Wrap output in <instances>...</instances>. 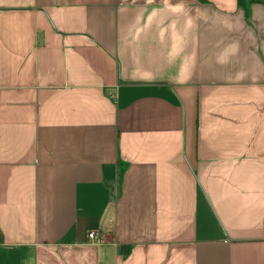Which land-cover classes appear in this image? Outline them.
<instances>
[{
  "label": "crops",
  "instance_id": "crops-1",
  "mask_svg": "<svg viewBox=\"0 0 264 264\" xmlns=\"http://www.w3.org/2000/svg\"><path fill=\"white\" fill-rule=\"evenodd\" d=\"M0 264H264V0H0Z\"/></svg>",
  "mask_w": 264,
  "mask_h": 264
},
{
  "label": "built area",
  "instance_id": "built-area-1",
  "mask_svg": "<svg viewBox=\"0 0 264 264\" xmlns=\"http://www.w3.org/2000/svg\"><path fill=\"white\" fill-rule=\"evenodd\" d=\"M89 237L94 239V240H98L99 236L96 230H91L89 231Z\"/></svg>",
  "mask_w": 264,
  "mask_h": 264
}]
</instances>
